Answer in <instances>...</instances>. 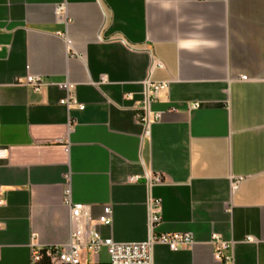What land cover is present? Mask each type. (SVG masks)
<instances>
[{"label":"crops","instance_id":"obj_1","mask_svg":"<svg viewBox=\"0 0 264 264\" xmlns=\"http://www.w3.org/2000/svg\"><path fill=\"white\" fill-rule=\"evenodd\" d=\"M0 49V264L70 242L68 189L94 220L112 207L97 229L117 243L149 239L159 199L155 234L195 244L154 264H264V0H0ZM32 75L40 91L15 84ZM148 81L168 87L146 130Z\"/></svg>","mask_w":264,"mask_h":264},{"label":"built area","instance_id":"obj_2","mask_svg":"<svg viewBox=\"0 0 264 264\" xmlns=\"http://www.w3.org/2000/svg\"><path fill=\"white\" fill-rule=\"evenodd\" d=\"M66 13V4L57 6V16L62 17ZM159 66L163 67L162 64H159ZM241 79L243 81L249 80L247 76H243ZM15 84L31 87L35 91H40L46 85L43 77L40 75H32L25 79H19ZM58 86L68 92L72 89V85L68 82L59 84ZM167 87L168 83H152L150 81L146 83L144 105L138 114V120L146 130L153 121L161 119V113L152 111L151 105L156 101L160 91ZM61 104L67 107L76 105L80 109H84L72 95L63 100ZM4 156L5 151L0 150V159ZM141 179L142 177H132L129 181L130 183H137ZM144 179H146L149 187L164 183L163 178L159 175H145ZM241 180L242 178H238L236 183ZM66 194V203L71 209V219L74 225L70 242L66 245L49 247L45 250L36 249L33 253V261L36 264L43 263L45 259H47L46 262L49 264H83L85 253L99 256L102 250H106L109 255V264H154V248L156 245H165L172 251H179L180 249L191 248L195 244L194 236L190 233L155 234V226L161 221L159 214L161 201L159 199L150 198L151 235L149 239L143 243H117L113 239L104 238L97 229L98 225L111 226L113 224L112 207H105L103 214L97 220H94L90 206L74 204L71 200L69 189L66 191ZM211 243L216 246V258L220 260L224 258V251L233 248V243L224 241L219 235H213Z\"/></svg>","mask_w":264,"mask_h":264}]
</instances>
